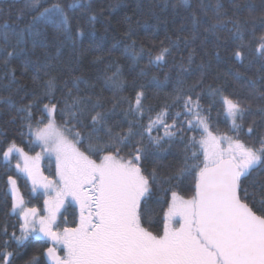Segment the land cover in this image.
Instances as JSON below:
<instances>
[{
    "label": "snow or ice",
    "instance_id": "obj_1",
    "mask_svg": "<svg viewBox=\"0 0 264 264\" xmlns=\"http://www.w3.org/2000/svg\"><path fill=\"white\" fill-rule=\"evenodd\" d=\"M43 2L47 3V0ZM40 3L41 0H32V7ZM75 6L69 4L68 8ZM41 20L66 33L71 31L70 19L61 0H52L47 7H43L27 27L31 29ZM202 23L193 14V32ZM219 23L209 24L204 31H214ZM7 27L5 23L3 28ZM2 36L4 43L0 44V66L7 68L21 41L8 51V33L5 31ZM258 40L255 51L264 58V34ZM134 43L129 47H134ZM168 52V48L161 49L154 59H149V64L163 61ZM234 55L238 59L243 58L240 50H236ZM10 71L14 72V69ZM118 76L119 70L105 81V88L113 90V97L107 101L112 104L111 108L105 109L106 102L99 98L91 102L90 95H76L71 104H65L61 115L66 117L65 125L71 124V127H66L64 132L56 130V104H44L40 110L41 117L33 121L34 105L42 97L50 98L57 90L55 77L44 82L41 95L34 94L33 100L17 109L26 113L23 119L27 121L29 134L39 143L42 152L55 154L56 179L44 178L41 183L33 158L14 141L3 151L4 166L10 164L14 153L23 157L24 167L17 163V169L27 173L32 180L33 192L42 187L47 198L44 200L45 214L35 207L24 208L16 180L11 175L8 177L13 194L11 211L16 212L19 208L20 234H16L15 226L10 236L7 227L3 229L0 234V264H13L20 246L29 237L50 240L53 246L43 253H33L24 264H264V185H261L259 207L256 206L255 194H250L243 186L244 178L257 168L264 169V136L259 138V147L249 146L239 138L250 105L225 94L218 87L208 92L212 100L208 115H205L201 104L203 94L194 92V85L187 92L177 89L171 104L154 111L144 103L146 97L142 86L134 97H117L116 92L123 91ZM78 82L77 77L73 86L77 87ZM68 95H72L71 90ZM125 102L124 119L110 123L117 107ZM217 103L231 120L229 131L236 133L234 137H218L211 131V109ZM176 106L180 109L172 112L171 109ZM44 113L48 116L47 124H44ZM181 116L185 119L181 120ZM125 123L126 128L123 127ZM77 125L90 127L91 130L86 135L73 131ZM161 131L162 135H153V132ZM187 131H199L200 139L195 136L189 139L187 147L195 150L166 180L170 182L195 171V193L185 199L172 191L170 200L157 201L167 207L160 209L164 220L162 232L153 233L144 226V205L151 198L153 187L165 181L159 177L156 167L146 173L143 162L149 156L155 160L147 145L161 148L166 141ZM253 132L254 127L250 124L246 134L250 136ZM65 133L72 139H68ZM85 141L86 147L81 150L79 145ZM225 143L227 147H223ZM125 149L128 151L125 152ZM39 156L38 153L35 160ZM73 204L79 209L75 227L54 230L58 229L57 217L61 209ZM13 243L16 247L9 251ZM57 246H62L63 256L58 254Z\"/></svg>",
    "mask_w": 264,
    "mask_h": 264
},
{
    "label": "trees",
    "instance_id": "obj_2",
    "mask_svg": "<svg viewBox=\"0 0 264 264\" xmlns=\"http://www.w3.org/2000/svg\"><path fill=\"white\" fill-rule=\"evenodd\" d=\"M51 2L41 0L38 6L32 7V0H0V44L4 43L2 33L5 31L9 36L8 51H12L13 46L21 41L10 65L7 68L0 66V234L7 227L10 236L13 226L16 234H20L19 208L16 212L11 211L13 194L8 183L10 175L16 180L24 208L35 207L44 214L41 187L33 192L32 180L16 167L19 163L23 168V157L14 153L10 164L4 166L3 151L13 141L26 151H35L39 147L33 142L27 121L23 119L26 113L17 109L33 100L34 94L41 95L44 82L51 77L56 78L57 90L50 98L42 97L34 105L33 121L41 117L40 110L44 104H56L54 120L62 132L71 124L65 125L66 117L61 115V109L66 103L71 104L76 95H90L91 102L99 98L106 102L105 109L112 107L107 101L113 97V90L105 88V81L119 70L118 79L123 91L116 92V96L134 97L142 86L146 97L144 103L154 111L171 104L177 89L187 92L196 85L194 92L203 94L201 104L205 109L204 114L208 115L212 100L208 95L209 90L222 88L225 94L250 105L239 138L249 146L259 147V138L264 136V58L255 49L258 38L264 34V0H61L70 19V32L66 33L43 20L29 29L27 25L32 18ZM69 4L77 6L68 8ZM193 14L203 21L195 32ZM216 21L220 23L214 31H204L205 27ZM5 23L7 29L3 28ZM133 42L134 47H129ZM163 48L169 49L165 59L149 64V59H154ZM236 50L242 51V59L235 57ZM136 53L141 54L136 56ZM10 69H14V72ZM34 77L37 79L34 80ZM77 77L79 82L74 87L73 80ZM69 90L71 96L68 95ZM126 107L127 102L117 107L110 123L123 120V109ZM179 109L180 106H176L171 111ZM44 117L45 124L48 121L47 113H44ZM180 119L185 118L181 116ZM209 123L215 134L236 135L234 131H229L231 120L219 103L212 107ZM237 123L241 121L237 120ZM250 124L254 132L249 136L246 132ZM184 126L187 127V124ZM123 127L126 128L127 124ZM90 130V127L81 128L79 125L73 129L85 135ZM158 134L162 135V131L153 132L154 136ZM200 135L199 131H187L166 141L161 148L147 145L155 160L149 156L143 162V167L146 173L156 167L159 177L165 181L153 187L152 196L144 205V226L153 233L162 232L164 220L160 209L167 207L157 201L170 200L172 191L185 199L193 195L195 171L170 182L166 178L172 176L185 157L195 150L187 147L189 139L195 136L199 140ZM68 138L71 140V135ZM86 144L87 141L79 145L80 149L84 150ZM200 159H203L202 155ZM34 162L41 179L38 161ZM44 163V172L56 176L53 159L46 157ZM261 185H264V169L257 168L243 179V186L248 188L250 194H255L257 207L261 199ZM249 199H252L251 195ZM78 217V207L66 205L57 217L58 229L54 230L75 227L74 222ZM52 246L50 240L29 237L20 246L13 264H24L33 253H43ZM15 247L13 243L8 250L12 251ZM57 248L58 254L63 256L62 246Z\"/></svg>",
    "mask_w": 264,
    "mask_h": 264
},
{
    "label": "rangeland",
    "instance_id": "obj_3",
    "mask_svg": "<svg viewBox=\"0 0 264 264\" xmlns=\"http://www.w3.org/2000/svg\"><path fill=\"white\" fill-rule=\"evenodd\" d=\"M48 123V121L45 123V124H47ZM56 125V124H55ZM44 126V124L42 125V126H40L41 128ZM56 130L58 131V132H62L59 128H58V126L56 125ZM214 135H216V136H220V135H218V134H215V133H213ZM69 139V138H68ZM32 140H33V142L34 143H36L39 147L35 150V151H26V150H24V153H26L29 157H31V158H33V160L34 161H38L37 163H38V166H39V169H40V172H41V179H40V182L42 183L43 181H44V178H47V180H52V181H54L55 179H56V176H51V175H47L45 172H44V170H43V167H45L46 165H45V163H44V158H46V157H49V158H51V159H53V161H54V163H55V170H56V157H55V154L54 153H50V152H42V149H41V146L39 145V143L38 142H36L35 141V138L34 137H32ZM223 147H227V144L225 143L224 145H223ZM40 154V156H39V159L38 160H35V158L37 157V154ZM20 157H22V156H20ZM24 160V159H23ZM24 167V166H23ZM41 190H42V193H43V195H44V189L41 187ZM55 191H53L52 192V195L53 196H55ZM47 197L44 195V200L46 199ZM40 210V209H39ZM45 214V213H44ZM175 226H178V225H175Z\"/></svg>",
    "mask_w": 264,
    "mask_h": 264
},
{
    "label": "water",
    "instance_id": "obj_4",
    "mask_svg": "<svg viewBox=\"0 0 264 264\" xmlns=\"http://www.w3.org/2000/svg\"><path fill=\"white\" fill-rule=\"evenodd\" d=\"M194 193H195V183H194Z\"/></svg>",
    "mask_w": 264,
    "mask_h": 264
}]
</instances>
